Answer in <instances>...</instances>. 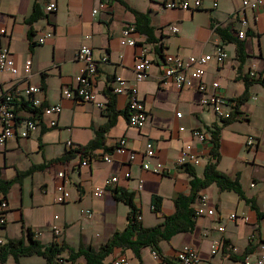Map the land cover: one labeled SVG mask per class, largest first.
<instances>
[{"label":"crops","instance_id":"obj_1","mask_svg":"<svg viewBox=\"0 0 264 264\" xmlns=\"http://www.w3.org/2000/svg\"><path fill=\"white\" fill-rule=\"evenodd\" d=\"M46 1L0 0V30L5 29L0 31V48L9 49L18 67L17 74L0 71V98L9 90L18 92L14 104L22 117L33 114L23 105L24 89L29 86L40 88L36 96L43 105H62L56 126L40 125L22 137L23 125L18 123L16 133L5 144L0 143V181L18 179L6 194L0 192V199L8 202L5 223H0V246L20 239L29 244L32 231L44 247L53 242L65 246L61 254L65 261L60 264H86L83 255L73 260L70 250H99L128 224L130 207L117 198V189L135 194L144 227L156 226L174 213L179 194L190 193L193 175L186 168L203 177L211 159L212 131L219 125L218 169L238 179L244 196L210 183L198 190L193 206L213 208L215 213L197 216L192 230L162 240L160 258L154 256L151 246L141 250V257L132 249L116 247L103 263L113 264L123 255L129 264H181L177 252L191 246L203 264H257L264 254V9L244 10L243 0H201V6L191 10L166 8L165 0H57V11L48 15ZM101 2L107 6L101 7ZM137 12L149 18L152 39L136 29L132 36L137 44L123 45L122 31L130 25L136 28ZM243 14L247 26L241 23ZM170 25H177L179 31L172 32ZM242 28L246 35L240 38ZM47 31L53 35L38 43L39 36ZM239 42L243 44V59L239 57ZM82 45L91 46L99 60L95 88L97 100L106 108L62 94L64 86L75 88L78 84L84 63L78 60L77 51ZM218 46L224 47L228 58L219 62L213 57L204 80L219 82L226 98L224 105L230 110L234 111L239 97L247 95L241 113L227 124L212 106L202 104L203 94L195 85L181 87L162 75L165 55L187 58L214 54ZM142 48L147 49L153 63L140 79L135 64ZM28 60L32 61L29 71L25 68ZM253 69L263 75L261 79L249 77ZM116 76L137 86L149 118L143 127L129 123L128 93H115ZM101 129L103 144L89 148ZM196 129L207 139L196 136ZM249 136L256 138L254 146H247ZM121 137L127 138V148L121 154L114 153L111 163L105 162L102 155L111 153ZM68 140L74 142L73 148L68 147ZM148 141L157 148L150 169L143 166ZM189 146L200 156V162L176 168L177 158ZM132 152L134 159H130ZM87 156L89 163L83 166ZM158 162L165 166L164 172L153 170ZM61 171L65 177L59 176ZM112 176H118V181L95 195L94 188L104 186ZM61 183L71 193L64 202L57 201ZM156 195L163 199L158 213L153 207ZM88 209L91 215L86 213ZM233 213L237 217L231 218ZM54 226L61 229L58 238ZM220 226H224L223 231ZM219 240L221 246L213 253L212 246ZM0 264L49 263L35 253L18 260L9 255Z\"/></svg>","mask_w":264,"mask_h":264},{"label":"built area","instance_id":"obj_2","mask_svg":"<svg viewBox=\"0 0 264 264\" xmlns=\"http://www.w3.org/2000/svg\"><path fill=\"white\" fill-rule=\"evenodd\" d=\"M101 7H106L107 3L101 2ZM163 6L166 8H181L184 10H191L194 8H199L201 6V0H195L190 2L189 0H165ZM264 9V0H243V9ZM45 13L50 15L57 11L58 4L57 0H47L44 4ZM94 12H98V9H95ZM241 23L244 26H247L248 20L246 15L241 16ZM172 32H178L179 28L177 25L168 26ZM1 32H5V29L2 28ZM136 31L135 26L130 25L123 29L121 35V43L123 45H136L137 39L132 36ZM53 32L47 31L43 33L38 38V43H44L47 38L51 37ZM246 30L240 29L238 31V36L240 38L245 37ZM217 58L219 62H224L228 58V52L222 46H218L214 54H201L197 56H189L187 58L180 57L175 54L165 55V64L163 68V78L166 80H171L176 83L178 86H193L195 85L197 89L203 94L202 104L210 105L213 107L216 115L220 119H228L232 117L233 110H230L225 107L226 98L220 92L219 82L212 81L210 84L204 80L206 74V67L209 61L213 58ZM78 60L84 63V68L82 72L77 76V86L72 88L69 85H66L62 88V94L67 99H79L81 101H93L100 108H106L104 102L97 100V92L95 88V78L99 70V60L94 56V52L91 46L82 45L77 51ZM104 61L107 60L105 57ZM153 60L149 57L147 49L142 48L138 53L137 61L135 64V71L138 78H145L147 75L148 69L151 67ZM32 61L28 60L25 64L27 71L31 68ZM0 71H9L12 74L18 73V67L15 63V60L12 57L11 52L7 47L0 48ZM249 75L253 78H262V74H258L255 69L249 72ZM116 84L114 86L115 93H128V110H129V123L132 126L143 127L148 121V112L145 108L144 101L139 96V91L137 86L129 85L128 82L122 76L115 77ZM40 90L37 86H29L24 89V94L26 101L29 103V107L32 108H41V115L39 117L31 116L22 117L16 111L15 108V99L18 95V92H13L11 90L4 93L0 98V119L2 121V130L0 132V143L5 144L9 138H11L16 133V128L18 123L23 125V128L20 132L22 137L29 136L33 131H35L40 125L45 126L46 128H52L58 124L57 116L62 112V105L60 103L43 105L42 100L36 96L37 92ZM183 129V128H182ZM194 134L198 136L201 140H206V134L201 130H194ZM247 146H254L256 144V138L254 136H249L246 142ZM69 148L74 147V142L72 140L67 141ZM127 148V138L121 137L117 140L114 145L113 151L110 153H104L102 158L105 162L111 163L114 159V153H123ZM145 160L143 161V166L146 169H150V160L157 156V148L153 141H148L145 151ZM135 158V153H131L130 159ZM200 162V156L194 151V149L189 146L184 150L179 158L175 162V167H182L188 163L198 164ZM89 156L84 159L81 164L83 166L88 165ZM156 172H164L165 166L158 162L153 168ZM60 177H65L66 173L64 171L59 172ZM127 176H130V173H127ZM118 181V176H112L106 179L104 186H96L93 190L95 195H101L106 186L112 185ZM59 194L57 196V201L64 202L66 201L71 193L65 187L64 183H61L57 186ZM206 199V196H203ZM8 202L6 199H0V223H5L4 212L7 209ZM88 215H91V210H86ZM215 213L213 208H206L204 206H198L195 208V215L200 216L202 214L212 215ZM237 217L236 213L231 214V218ZM141 214L138 216V219H141ZM248 219V218H246ZM220 231L224 230V226L219 227ZM55 237L58 238L61 234V229L58 226L53 227ZM221 246V240L216 241L212 246V252L216 253ZM153 254L156 258H160V255L157 251L153 250ZM177 258L181 264H203V261L197 252V250L191 246H184L177 252ZM60 263L64 262L65 259L62 257L58 260ZM69 264H76L75 262H69ZM113 264H129L128 258L121 255L114 259ZM257 264H264V254L257 259Z\"/></svg>","mask_w":264,"mask_h":264},{"label":"trees","instance_id":"obj_3","mask_svg":"<svg viewBox=\"0 0 264 264\" xmlns=\"http://www.w3.org/2000/svg\"><path fill=\"white\" fill-rule=\"evenodd\" d=\"M137 19L145 20L142 24L137 21L136 28L138 31L147 34L152 39V26L150 25L149 18L137 12ZM239 57L244 58L243 44L239 42ZM251 79H255L249 75ZM259 79H261L259 77ZM264 80V79H263ZM249 83V80H247ZM247 100V95L239 97L237 105L234 107L232 117L224 119V124L231 122L235 115L240 114V106ZM25 107L29 106L28 102H24ZM112 108V105H109ZM29 110L33 113V117H39L41 115V108L29 107ZM223 124V125H224ZM98 133L97 138L91 143L89 148H95L103 144L102 132ZM220 126L215 125L212 131V147H211V159L206 164L203 177H197L195 172L187 167L186 169L193 175L191 180V191L188 194L182 193L175 198V211L170 215H166L164 220L153 227H144L141 219L138 216L141 214L140 209L135 203V194L128 192L127 190H116V196L118 199L123 200L130 207L128 214V224L122 231H116L110 240L103 245L99 250L93 248H87L79 250L78 252L71 251L72 259L83 255L86 259V264H104L103 260L113 252L116 247L123 249H132L137 257H141V250L146 246H151L153 250L157 251L161 255L160 242L162 240H169L173 235L179 232L190 231L195 226V209L194 203L197 200L198 190L207 186L210 183L216 182L222 189H233L237 191L241 196H244L243 189L238 179H232L228 175L222 173L218 169V162L220 158ZM18 180H1L0 192L7 193L11 185ZM162 197H153V207L155 212L161 211ZM29 244H24L20 240H10L9 242L0 246V261L4 262L9 255H13L15 259L22 255L41 254L46 257L49 264H60L58 261L62 258L61 254L65 250V246L57 242H53L49 246L44 247L37 239L34 238L32 231L28 234ZM126 257V256H125ZM127 258V257H126ZM129 260V259H128ZM166 260V259H165ZM169 262V261H168ZM173 264L172 262H169Z\"/></svg>","mask_w":264,"mask_h":264}]
</instances>
